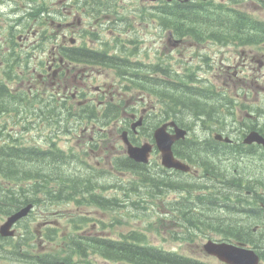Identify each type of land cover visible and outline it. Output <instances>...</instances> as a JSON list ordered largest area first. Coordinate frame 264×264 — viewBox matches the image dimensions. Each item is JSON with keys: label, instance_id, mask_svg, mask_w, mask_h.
Instances as JSON below:
<instances>
[{"label": "trees", "instance_id": "1", "mask_svg": "<svg viewBox=\"0 0 264 264\" xmlns=\"http://www.w3.org/2000/svg\"><path fill=\"white\" fill-rule=\"evenodd\" d=\"M196 5L198 4L185 3L180 5L175 3L174 7L180 10L176 15L185 19H189L191 16L196 21L201 19V15L206 16L207 11ZM161 14L168 18L173 12L166 10ZM162 23L169 28L170 21L166 19ZM172 27L176 33L186 31L184 23L181 21L172 24ZM83 53L86 52L83 51ZM65 54L69 60L76 63L93 62L91 56L78 54L75 50L67 51ZM118 61L120 60L113 57L111 60L104 61L102 65L120 70L127 63L126 60ZM157 72L164 74L167 78H172L168 69L158 70L150 65L149 73L154 75ZM143 82L142 85L146 84L147 89L151 90L153 96H156L160 102L169 105L171 99L175 100L177 106L186 108V118L198 116L201 106L197 105L194 100L191 98L181 100L178 98L179 96L172 98V96L165 93L167 88L172 86L165 78L156 79L150 75L146 76ZM158 86L160 90H156ZM185 89L188 92H193V89ZM22 96L25 102L31 101L34 96H37L33 101L26 103L28 108H34L35 104L42 103L38 95H34L31 100L26 99L25 93ZM13 97L5 85L0 83V104L5 107L11 106ZM39 109L41 110V120L44 119L50 125V119L55 114L54 110L50 109L49 112H46L41 107ZM108 111L110 113L114 112L113 109ZM79 114L82 120L91 119L92 117L91 112L85 109H82ZM164 115H168L167 110ZM102 119L101 116V122H103ZM53 124H58V122ZM15 146L8 140H5L3 145L0 146V217L10 215L29 203L36 208L75 204L77 207L94 206L102 210H114L120 206V202H124L128 203V207L139 210L144 208L139 203L140 199L143 200V197L146 196L150 198L148 203L150 204L152 199L160 194V187H169L168 184H164L165 180L163 178L149 174L146 168L133 164L128 159H126L127 162L125 160L117 162L116 160L114 167L119 171L124 170L134 175L139 174V184L135 182L127 186L119 183L112 185L105 184L104 180L108 172L104 169L76 162V160L71 159L70 155L62 154L53 147L41 151L38 148ZM139 187H144L143 193H141ZM111 189L118 190L126 198L123 200L118 193L106 197L105 194ZM132 194L141 197L139 200L133 199ZM92 221L89 216L74 213L67 219V225L71 228L69 234L62 233L60 235V231L56 227L45 228L42 238L44 237L47 243L54 244H51L48 247L49 250L44 253L34 251L36 246L32 241L37 236L35 237L31 227L27 231L29 224H27L23 235L16 242L10 239H0V248L3 247L2 242H10L12 244L11 249L3 250L2 253L12 257V260L18 264H74V256L87 260L92 255L123 264H201L147 245L146 237L140 233L131 232L121 236L120 239H114L112 237L89 236L86 233L79 232L84 228H92ZM25 223H28V221H25ZM101 225L103 228L105 227L103 223Z\"/></svg>", "mask_w": 264, "mask_h": 264}, {"label": "rangeland", "instance_id": "2", "mask_svg": "<svg viewBox=\"0 0 264 264\" xmlns=\"http://www.w3.org/2000/svg\"><path fill=\"white\" fill-rule=\"evenodd\" d=\"M6 1V0H5ZM14 4H17V6L20 7V14L25 15L27 13L28 6L32 3L30 0H12ZM30 5H29V2ZM37 2L41 0H36ZM57 0H48V5H54L56 4ZM120 1L119 4L121 5V9L119 10L122 17L127 19L131 24L133 29H135V33L137 34L139 44L151 48V54L149 58H144L146 62H152L154 58L159 60L158 55L162 57L163 60H166L162 56V52L159 51L163 50V45H167V35L164 31L154 26V23L150 21H142L141 18L136 15L133 11L129 12L127 11L129 7V1L130 0H118ZM145 1V0H144ZM255 0H243L240 4L241 7L244 8V10L252 11L255 13L256 6L253 3ZM135 1H133L134 3ZM139 2H137L138 4ZM79 5V7L77 6ZM74 8V12L76 14V26L74 27V30L76 32H79L84 26L88 27L89 30L92 29V26L94 25L96 21V27L99 28V22L102 17L97 18L98 14L93 11L92 13L95 15L93 17H86V14L88 11L89 6H85L84 0H80ZM101 6V5H99ZM52 8L59 9V5L51 6ZM30 8V10H31ZM86 9V13L83 11ZM72 11V9H69L68 11L63 10V14L67 13L69 14ZM103 14L106 13L105 9L102 7ZM90 13V12H89ZM127 13H133L134 15L127 14ZM262 12L259 11V14ZM65 15V14H64ZM264 18V14L262 16ZM97 18V19H96ZM4 19V18H3ZM0 17V45L4 44V39L6 38L7 31L10 27L9 22L3 20ZM35 27V28H31ZM30 28H22L19 27V29H16L19 33L17 35L21 36V40H16V42L21 45V48L18 47V49L22 52V58L26 59L28 58V51L32 52L33 57H29V60L31 62L30 67L35 68L37 71L35 72V76L41 73L42 70L39 69V62L43 60L42 58H46V52L47 50L52 47L55 40L54 38H43L40 35V32L43 31L40 24H32ZM57 31V28L55 29ZM54 31V34H55ZM58 31H61V33H67L65 32V27H58ZM68 31V34L70 36V31ZM39 32V33H38ZM38 33V34H36ZM50 34V33H47ZM109 34V33H108ZM126 34L123 32L121 33L120 37L125 38ZM26 38V40H24ZM71 39V38H69ZM91 39V38H90ZM53 41V42H52ZM42 42H44L43 47L36 49V51H33L34 48L39 46ZM18 45V46H19ZM182 48H185L187 52H191L194 49H192V43H185L179 45ZM231 47L225 48L224 46L216 45L214 46L212 43L206 44V45H198L197 48H203L205 52L211 57L214 58V55L219 52V50L225 52L227 51L229 54H232L234 50H236V47L234 45H230ZM4 45L1 47L3 48ZM45 49V53L44 48ZM224 47V48H223ZM27 48V49H26ZM222 48V49H221ZM5 51V50H4ZM256 51V49H255ZM169 55H171L168 52ZM186 56L188 53L185 54ZM176 58H178L180 55L174 54ZM229 56V55H228ZM233 57V56H232ZM44 61V60H43ZM0 62L1 61V52H0ZM45 64L47 62L44 61ZM154 62V61H153ZM39 64V65H38ZM224 68V66H223ZM18 72H21L20 70H17ZM220 73H222V70L219 69L218 71L215 70V72H209L204 73V78H210V80H218L220 78ZM107 79L112 80L113 75L109 73H104ZM28 77V76H27ZM26 77V78H27ZM29 82L31 80H28ZM101 78L97 79L96 83H100ZM31 83V82H30ZM21 84V82L19 83ZM23 84H26L25 82ZM17 85H15L16 87ZM243 98L242 94H240ZM244 102L245 106H251L258 104L259 106H262V102H245L240 99V102ZM247 110V108L241 109L240 111ZM38 116V113H35L34 111H25L23 108H13V111L10 113L0 114V144L7 138L11 139H22V140H31L34 138V142L45 143L46 139L45 135H50L55 137V143L57 146H59L61 149H64L65 151L69 152L74 151L79 152L82 149H86L87 145L84 144L85 140H83L81 134L82 131H80V128L74 132L73 127L69 125H53L49 127L47 130H44L42 133L40 130L36 131L33 129H26L22 131L23 129V122H25V118L30 116L32 120H34L35 117ZM118 127V126H115ZM107 134L104 133V135H107L103 140L101 139L99 141V144L102 148L109 149L111 151H108L107 154L115 152L116 151V144L119 143L118 136L119 133L116 128L112 127L106 131ZM84 141V142H83ZM32 143V144H37ZM57 148V147H56ZM118 149V148H117ZM74 157H77L81 159L79 154L72 153ZM101 158V156L99 157ZM218 158V157H217ZM98 157H93L92 161H96ZM217 165L221 167L223 170L230 166V163L227 160H219L217 162ZM260 165H253L254 169H258ZM254 173L256 175H259L257 171L255 170ZM200 174H198L199 176ZM255 178V176H254ZM255 178V179H259ZM105 184H112L115 185L117 183L122 184L123 186H127L131 184V182H135V177H133L130 174H127L124 177H117L113 175H107L105 177ZM123 182V183H122ZM138 183V182H137ZM139 184V183H138ZM139 189L142 190V188L139 187ZM257 191H264V187H258ZM123 198H126L122 195L121 192L116 191L115 189L109 190L105 196L111 197L117 194ZM143 193V192H141ZM141 197V196H140ZM140 197H136L132 194L133 199L139 200ZM155 200V204H148L150 201V198L143 197V200L140 199L139 203L144 208L143 209H133L132 207H128V203L120 202V206L118 208H115L114 210H102L98 207L94 206H80L77 207L75 204H68L63 206H52L49 208H36L33 212L32 216L30 217V220L27 219L26 221H29V225H31L32 229L35 230H41L43 228V220L44 218L46 220H50L52 226L58 225V229L63 233L69 234L71 232V228L67 225V219L70 215L73 213H81L85 216H89L95 223L102 221L105 222L109 227H107L104 230V233L107 234V236L112 237L114 239H118L121 237V235H125L129 232H140L143 233L147 239V242L150 245H154L160 249H165L169 251H174L178 254L191 256V257H197L198 259L204 260L211 264H217L218 261L213 258L209 257L202 251V245L208 240V239H216L219 238L215 233H213L211 230H209L212 227H207L206 225L208 223H211L213 220H215V214L216 212L211 213H205L203 215L199 216L200 222L203 224L200 225V229H198V223L193 222L194 220H183L178 217L177 214H166L168 207L166 204H168V201L178 199L177 194H168L165 197H161ZM121 200V201H123ZM132 201V200H131ZM144 201V202H142ZM170 211V210H169ZM63 212V213H58ZM60 214H63V217H58ZM5 220L4 217H0V224ZM34 220V221H33ZM42 220V221H41ZM33 221V222H32ZM27 227V223L23 224L20 228L17 229V234L14 240L17 238H20L25 228ZM30 229V226H28L27 231ZM102 230V229H97ZM81 233H85L86 229H82L79 231ZM87 232H91L90 229H87ZM38 234H42L41 232H38ZM208 238V239H207ZM13 242H16L14 241ZM12 242V241H11ZM39 241L36 239V241H33L32 243L36 246L35 250L41 253L46 252L49 250L48 247L51 246V244L46 243L44 240L41 241V244L38 243ZM3 247L0 248V264H15L12 260V257H9L3 253H1L3 250L11 249L12 244L10 242H2ZM34 250V251H35ZM35 251V252H36ZM6 257V258H5ZM78 261V258L75 259ZM82 264H123L121 262H111L108 260H104L98 256H90L87 258V262H84Z\"/></svg>", "mask_w": 264, "mask_h": 264}, {"label": "flooded vegetation", "instance_id": "3", "mask_svg": "<svg viewBox=\"0 0 264 264\" xmlns=\"http://www.w3.org/2000/svg\"><path fill=\"white\" fill-rule=\"evenodd\" d=\"M9 5V4H8ZM3 15L6 17H10L12 14V11L8 7H4L1 12ZM93 31L91 32L90 36L88 37V42H82L81 39H78V45L77 46L79 49L78 54H87V52L91 53L94 55V53L98 52V50L103 49V48H109L112 45V42L110 40L104 39V37L96 32V30L92 27ZM91 38V39H90ZM26 40V38L24 39ZM73 47L69 46H64L62 45H56L51 48L48 54V59L46 62V66L43 68L45 72H42L38 75L40 79V84H45L44 79H48V84L49 86L54 90L56 94L57 100L62 102V108L63 105L65 107H69L72 110L73 115L75 114V111L73 110L74 105H78L80 99L77 96L78 93H80V81H83L84 74L79 76L80 70L79 65L75 64L71 67L73 73L70 77V70L65 71V67L70 66L69 64H74L72 62H64L66 59H64V54L72 49ZM71 51V50H70ZM73 51V50H72ZM86 52V53H83ZM88 55V54H87ZM89 56V55H88ZM93 62L96 61L97 59L95 57L92 58ZM254 59H251V62L253 63ZM242 70H235L233 73L235 78H238L244 73V69L248 67V64L244 63ZM78 67V68H77ZM230 67V66H229ZM228 67V68H229ZM260 68H253L249 78H245L244 80L248 81V84L250 85H255V83L258 82L257 74L259 72ZM98 74H102L99 70H97ZM71 81V83L74 85L72 88L75 94L68 93L70 90V86H68V81ZM234 81H227V80H220V83L222 85H229L230 83H233ZM114 86V84H112ZM111 86H106V84L103 82L99 84L95 90L94 93L95 95L88 98L84 99V102L89 101H97L99 106H104V104L110 100L113 101L114 99L121 100V96L123 93H118V89H110ZM32 89H35V87H32ZM66 92V93H65ZM68 93V94H67ZM126 93V92H124ZM64 107V108H65ZM121 114L126 115V118L133 120L137 117L138 113L137 112H131V113H126L125 111H122ZM125 123L128 124V129H129V134H136L138 133L137 131L135 132L134 129H131V122L125 121ZM133 130V131H132ZM170 132L171 129H169ZM129 135V137H130ZM145 141H149L148 139H144ZM179 145V143H177ZM241 177V176H240ZM242 178V177H241ZM254 187V184H252ZM255 189L251 191L254 193Z\"/></svg>", "mask_w": 264, "mask_h": 264}, {"label": "water", "instance_id": "4", "mask_svg": "<svg viewBox=\"0 0 264 264\" xmlns=\"http://www.w3.org/2000/svg\"><path fill=\"white\" fill-rule=\"evenodd\" d=\"M154 137L156 139L157 146L159 150L162 153L163 158V164L167 167L171 166H177L176 162L173 160L172 154H171V145L175 139H177L179 136L176 137H169L165 134L164 129L160 128L155 131ZM124 142L127 145V153L130 158L134 159L135 161H146V155L148 154L149 148L147 146H143L142 148H135L129 145L127 143L126 139H123ZM30 207H26L22 209L21 211L17 212L16 214L10 216L6 223L1 226L0 233L2 236H9L12 235V232H9V228L20 218L25 216ZM228 248H233L226 245H214L211 243H208L205 246V249L211 253L219 256L220 258L225 259L226 261L232 263V264H253L256 259L254 257H250V252L243 251L240 249L233 248L235 251H231ZM241 261H245V263H239ZM256 264V263H255Z\"/></svg>", "mask_w": 264, "mask_h": 264}, {"label": "bare ground", "instance_id": "5", "mask_svg": "<svg viewBox=\"0 0 264 264\" xmlns=\"http://www.w3.org/2000/svg\"><path fill=\"white\" fill-rule=\"evenodd\" d=\"M95 63H98V61L96 60V61H94ZM125 88V87H124ZM126 90H127V88H125ZM129 91V90H128Z\"/></svg>", "mask_w": 264, "mask_h": 264}]
</instances>
